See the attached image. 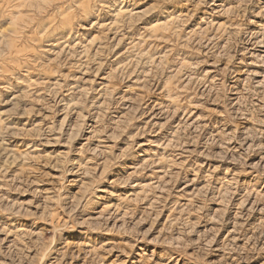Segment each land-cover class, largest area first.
<instances>
[{"label": "rangeland", "instance_id": "rangeland-1", "mask_svg": "<svg viewBox=\"0 0 264 264\" xmlns=\"http://www.w3.org/2000/svg\"><path fill=\"white\" fill-rule=\"evenodd\" d=\"M0 264H264V0H0Z\"/></svg>", "mask_w": 264, "mask_h": 264}]
</instances>
